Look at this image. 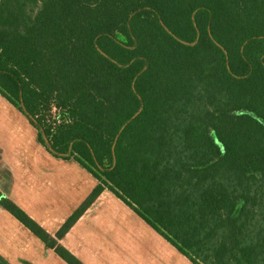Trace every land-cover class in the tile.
<instances>
[{"label": "trees", "instance_id": "trees-1", "mask_svg": "<svg viewBox=\"0 0 264 264\" xmlns=\"http://www.w3.org/2000/svg\"><path fill=\"white\" fill-rule=\"evenodd\" d=\"M0 94L98 180L56 239L108 187L193 264H264V0H0Z\"/></svg>", "mask_w": 264, "mask_h": 264}, {"label": "crops", "instance_id": "crops-1", "mask_svg": "<svg viewBox=\"0 0 264 264\" xmlns=\"http://www.w3.org/2000/svg\"><path fill=\"white\" fill-rule=\"evenodd\" d=\"M97 184L74 159L50 154L26 116L0 94L2 198L55 238ZM56 240L83 264H193L108 190ZM0 255L10 264H68L1 204Z\"/></svg>", "mask_w": 264, "mask_h": 264}, {"label": "rangeland", "instance_id": "rangeland-1", "mask_svg": "<svg viewBox=\"0 0 264 264\" xmlns=\"http://www.w3.org/2000/svg\"><path fill=\"white\" fill-rule=\"evenodd\" d=\"M117 37L120 39V40H122V41H125L126 40V38H125V36L121 33H117ZM53 104H55L56 105V101L55 100H53L52 101V104H51V106H50V108H49V110L46 112V115H47V118H48V120H50V121H52L51 120V118H54V117H56V118H58L60 121H62V119H63V116H64V113H63V111L62 110H60V114H59V112H58V110H57V114H53V108L55 107H53ZM57 106V105H56ZM58 107V106H57ZM56 108V107H55ZM56 112V111H55ZM87 165H90V166H92L90 163H87ZM97 180V179H96ZM98 181V180H97ZM104 190H108V191H110L112 194H114L108 187H106ZM103 190V191H104ZM115 195V194H114ZM116 196V195H115ZM118 199H120L122 202H124L121 198H119L118 196H116ZM125 203V202H124ZM126 204V203H125ZM130 209H132L128 204H126ZM133 210V209H132ZM134 211V210H133ZM135 212V211H134ZM136 213V212H135ZM256 213L257 214H259V217L261 218V217H263L264 216V200L263 201H261V202H259L258 203V211H256ZM170 245H172L173 246V244L171 243V242H168ZM176 248V247H175ZM177 249V248H176ZM184 255V254H183ZM185 256V255H184ZM186 257V256H185ZM187 258V257H186ZM190 260V259H189ZM191 261V260H190ZM192 262V261H191ZM193 263V262H192Z\"/></svg>", "mask_w": 264, "mask_h": 264}]
</instances>
